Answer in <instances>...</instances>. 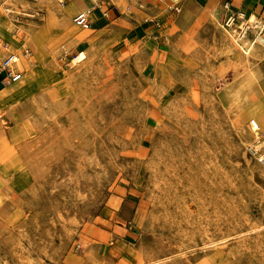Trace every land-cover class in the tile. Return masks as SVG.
I'll return each instance as SVG.
<instances>
[{"label":"rangeland","instance_id":"obj_1","mask_svg":"<svg viewBox=\"0 0 264 264\" xmlns=\"http://www.w3.org/2000/svg\"><path fill=\"white\" fill-rule=\"evenodd\" d=\"M96 1L82 30L89 0H0L23 72L0 82V264H264L254 45L186 0ZM124 195L134 256L105 222Z\"/></svg>","mask_w":264,"mask_h":264},{"label":"crops","instance_id":"obj_2","mask_svg":"<svg viewBox=\"0 0 264 264\" xmlns=\"http://www.w3.org/2000/svg\"><path fill=\"white\" fill-rule=\"evenodd\" d=\"M89 1L91 3L89 8H98L97 10L102 13L103 10L98 1ZM186 2L194 6H201L209 9L211 12L217 14L221 22H224L231 15L237 16V29L242 28L249 22L252 25V29L243 42L248 46L254 45L252 53H254L257 61V71L258 74L264 78V0H186ZM226 3L230 4L229 10L224 8ZM165 5L167 6V3H165ZM239 15H242V17ZM149 29H151V27L148 28L146 32L149 31ZM261 144L260 146H262ZM262 147L264 151V146ZM139 209L140 204L138 200L129 195L116 197L115 203L110 206V215L105 222L108 228L107 233L114 237L116 243L119 244L118 249L116 248L118 253L120 251L121 254L124 252L130 256L138 255L137 251L130 245L134 242L132 238L137 230L136 224L138 221Z\"/></svg>","mask_w":264,"mask_h":264},{"label":"built area","instance_id":"obj_3","mask_svg":"<svg viewBox=\"0 0 264 264\" xmlns=\"http://www.w3.org/2000/svg\"><path fill=\"white\" fill-rule=\"evenodd\" d=\"M92 1H96V0H92ZM224 8L226 10H229L230 4L226 3L224 5ZM92 11H96V8L89 11L87 10L82 11L76 14L73 18L74 25L82 30H90L92 28V22L90 21V18L92 16ZM180 11L181 10L179 8H176V12H180ZM239 16L242 17V15ZM236 21H237V16L231 15L223 22L222 26L226 31L232 30L236 32V39L241 41L242 39H245V37L249 34V32L252 29V26L248 22L242 28L237 29ZM156 24L158 27H161V23L157 22ZM65 55H68V51H65ZM29 56H30V52L27 50L24 53L23 57H29ZM19 60H21V56H19L14 51H9L7 55L0 61V82L3 85L18 83L23 79V72L19 70V68L16 65ZM252 124L254 126V123ZM259 147H260L259 143L255 142L254 144L247 147V153L252 158H254L260 165L264 166V152L261 151V148Z\"/></svg>","mask_w":264,"mask_h":264},{"label":"bare ground","instance_id":"obj_4","mask_svg":"<svg viewBox=\"0 0 264 264\" xmlns=\"http://www.w3.org/2000/svg\"><path fill=\"white\" fill-rule=\"evenodd\" d=\"M249 24H250V23H249ZM251 26H252V25H251ZM227 32H228V33L230 34V36L232 37V34H233V33H230V31H229V30H227ZM243 40H245V39H242L241 41H243ZM241 41H240V40H237V42H239V43H240ZM235 42H236V41H235ZM240 45H241V43H240ZM241 47H243V48H244V46H243V45H241ZM248 52H251V49H250V50L248 49ZM19 62H20V60L17 62V64H16V65H18V63H19ZM13 84H14V83H13Z\"/></svg>","mask_w":264,"mask_h":264}]
</instances>
